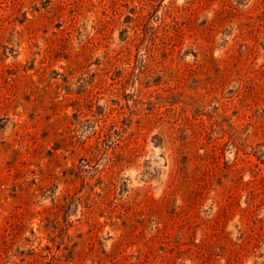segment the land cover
<instances>
[{
    "label": "rangeland",
    "instance_id": "obj_1",
    "mask_svg": "<svg viewBox=\"0 0 264 264\" xmlns=\"http://www.w3.org/2000/svg\"><path fill=\"white\" fill-rule=\"evenodd\" d=\"M0 264H264V0H0Z\"/></svg>",
    "mask_w": 264,
    "mask_h": 264
}]
</instances>
